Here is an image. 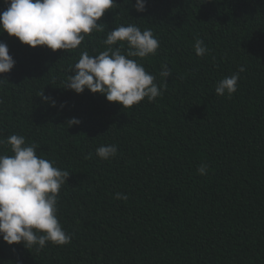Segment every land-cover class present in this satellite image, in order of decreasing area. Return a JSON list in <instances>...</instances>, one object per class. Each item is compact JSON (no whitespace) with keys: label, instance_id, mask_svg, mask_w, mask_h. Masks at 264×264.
<instances>
[{"label":"trees","instance_id":"obj_1","mask_svg":"<svg viewBox=\"0 0 264 264\" xmlns=\"http://www.w3.org/2000/svg\"><path fill=\"white\" fill-rule=\"evenodd\" d=\"M135 3L116 0L98 21L103 31L69 52L0 32L16 61L0 74V140L24 136L70 173L57 216L72 237L40 250L0 238V264H264V0H147L142 13ZM7 6L0 0V13ZM129 24L159 41L155 55L132 59L161 96L123 109L63 88L82 51L107 50V33ZM240 66L237 91L217 96L218 81ZM71 117L81 123L68 128ZM108 144L117 155L103 160L96 149Z\"/></svg>","mask_w":264,"mask_h":264},{"label":"clouds","instance_id":"obj_2","mask_svg":"<svg viewBox=\"0 0 264 264\" xmlns=\"http://www.w3.org/2000/svg\"><path fill=\"white\" fill-rule=\"evenodd\" d=\"M5 11L0 13V32H7L25 45L36 48L46 46L52 51L78 49L94 30L103 31L98 23L113 8L116 0H4ZM132 2V0H131ZM133 7L138 12L147 10V0H136ZM127 44L126 54L122 51ZM104 44L107 50L97 55L82 51L74 64L63 88L82 94L86 89L99 93L109 102L119 103L123 109L139 105L147 98L154 102L163 93L155 83L156 77L146 72L142 63L133 57L146 58L155 55L160 47L150 29L141 30L135 24L121 25L107 33ZM119 45L118 47H112ZM195 53L203 57L208 49L203 40H197ZM16 61L9 54L5 42L0 41V74L10 73ZM160 76H172L167 64L161 65ZM239 71L218 81L217 96L231 97L238 88ZM7 80L0 79V81ZM40 97L51 103L57 102L41 93ZM66 106L60 105L61 108ZM81 121L71 117L68 128ZM0 144L10 146L11 155L0 154V238L8 245L23 244L27 249L44 248L47 243L64 246L71 242L59 222L57 213L59 192L68 181L70 173L55 166L37 154L38 145L26 142L24 136L12 134ZM115 144L101 145L96 154L103 160L117 155ZM207 174V165L198 168ZM116 199L127 200V195L117 193Z\"/></svg>","mask_w":264,"mask_h":264}]
</instances>
